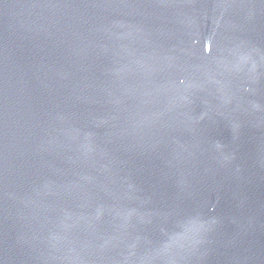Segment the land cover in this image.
Wrapping results in <instances>:
<instances>
[{
	"label": "water",
	"instance_id": "1",
	"mask_svg": "<svg viewBox=\"0 0 264 264\" xmlns=\"http://www.w3.org/2000/svg\"><path fill=\"white\" fill-rule=\"evenodd\" d=\"M0 264H264V0H0Z\"/></svg>",
	"mask_w": 264,
	"mask_h": 264
}]
</instances>
